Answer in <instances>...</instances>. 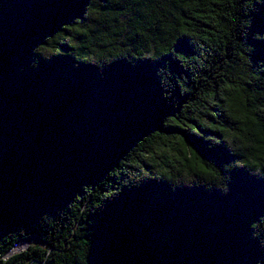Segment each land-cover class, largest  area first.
<instances>
[{
    "label": "trees",
    "instance_id": "16d2710c",
    "mask_svg": "<svg viewBox=\"0 0 264 264\" xmlns=\"http://www.w3.org/2000/svg\"><path fill=\"white\" fill-rule=\"evenodd\" d=\"M0 264H264V0H0Z\"/></svg>",
    "mask_w": 264,
    "mask_h": 264
},
{
    "label": "rangeland",
    "instance_id": "374dc122",
    "mask_svg": "<svg viewBox=\"0 0 264 264\" xmlns=\"http://www.w3.org/2000/svg\"><path fill=\"white\" fill-rule=\"evenodd\" d=\"M25 246H26V244H25V243H22V244L19 245V249H22V248H24ZM19 249H16V250H19Z\"/></svg>",
    "mask_w": 264,
    "mask_h": 264
}]
</instances>
